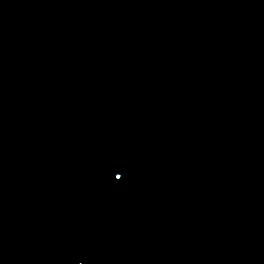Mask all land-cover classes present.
<instances>
[{"label":"water","instance_id":"water-1","mask_svg":"<svg viewBox=\"0 0 264 264\" xmlns=\"http://www.w3.org/2000/svg\"><path fill=\"white\" fill-rule=\"evenodd\" d=\"M0 264H9L1 242H0Z\"/></svg>","mask_w":264,"mask_h":264}]
</instances>
